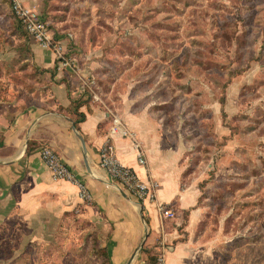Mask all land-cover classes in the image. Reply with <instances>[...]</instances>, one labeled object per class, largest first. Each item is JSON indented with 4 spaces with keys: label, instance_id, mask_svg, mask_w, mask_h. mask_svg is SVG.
Segmentation results:
<instances>
[{
    "label": "rangeland",
    "instance_id": "rangeland-1",
    "mask_svg": "<svg viewBox=\"0 0 264 264\" xmlns=\"http://www.w3.org/2000/svg\"><path fill=\"white\" fill-rule=\"evenodd\" d=\"M11 3L0 0V43L30 42ZM26 7L48 22L50 51L60 47L69 64L58 70L55 58L58 80L73 82L78 97L96 95L120 116L131 114L176 160L182 187L197 189L201 218L192 235L203 255L215 264H264V0H37ZM86 191L67 212L2 224L0 264H109L106 223ZM154 247L144 243L137 254L160 264L163 246Z\"/></svg>",
    "mask_w": 264,
    "mask_h": 264
},
{
    "label": "crops",
    "instance_id": "crops-1",
    "mask_svg": "<svg viewBox=\"0 0 264 264\" xmlns=\"http://www.w3.org/2000/svg\"><path fill=\"white\" fill-rule=\"evenodd\" d=\"M21 1L26 6L37 3ZM9 43H0V226L19 218L31 220L41 211L51 213L56 209L64 213L80 202L78 186L53 180L41 160L40 150L50 147L77 182L88 189L101 211L107 228L103 246L109 264H149L137 251L144 243L148 250H157L153 248L157 240L170 248L163 264H215L194 241L192 234L201 218L198 191L182 187L176 160L144 135L143 126L135 124L131 114L120 116L95 101L82 99L78 113L85 118L74 127L77 117L73 102L79 97L72 90L73 82L58 80L56 75L51 80L54 54L32 39L27 42L13 36ZM111 114L135 135L145 155L144 166L138 164L129 138L110 135ZM106 142L113 146L121 165L131 168L141 181L157 184L156 203L168 206L174 213L173 220H162L148 201L140 205L100 169L99 151ZM184 213L185 225L179 217ZM182 225L187 236L180 240ZM146 231L149 238L147 235L144 240Z\"/></svg>",
    "mask_w": 264,
    "mask_h": 264
},
{
    "label": "built area",
    "instance_id": "built-area-1",
    "mask_svg": "<svg viewBox=\"0 0 264 264\" xmlns=\"http://www.w3.org/2000/svg\"><path fill=\"white\" fill-rule=\"evenodd\" d=\"M11 11L13 16L22 24L25 32L40 48L44 50L51 49L52 38L47 30L46 24L42 22L37 12L24 6L20 0H12ZM54 52L57 61V69H68L69 64L64 57V54L60 51V47L56 46ZM92 83L93 82H91V84ZM85 87L88 86L84 82L82 84V91ZM93 101L98 103L102 102L96 95H93ZM111 116L112 120L109 130L110 135L129 138L136 149L138 164L144 166L146 164V160L140 144L136 142L134 137L117 116L114 114H111ZM39 154L41 160L49 169L53 180L73 183L78 186L79 198L81 200L88 197L86 188L77 182L75 175L56 154V152H54V150L50 147H44L40 150ZM99 167L106 175L124 188L127 193L133 196L138 202L144 203L148 201L154 204L156 211L162 220H170L174 218L172 210L167 209L164 205L156 203L157 184L141 181L131 168L121 165L115 158L113 146L109 144V142H106L99 151ZM162 246L164 255L159 258L160 264H163L165 254L168 250H170V248H168L169 246Z\"/></svg>",
    "mask_w": 264,
    "mask_h": 264
},
{
    "label": "trees",
    "instance_id": "trees-1",
    "mask_svg": "<svg viewBox=\"0 0 264 264\" xmlns=\"http://www.w3.org/2000/svg\"><path fill=\"white\" fill-rule=\"evenodd\" d=\"M12 12V11H11ZM13 15V14H12ZM14 17V16H13ZM14 19H16L15 17H14ZM17 20V19H16ZM17 22H18V24H19V26L23 29V26H22V24L20 23V21H18L17 20ZM42 22H44L45 24H47L48 22L45 20V19H43L42 20ZM62 39V37H58V36H55L54 37V42H60V41H62L61 40ZM52 49V48H51ZM55 70H56V66H55V68H54V70H52L51 72H50V74H51V77H53L54 76V72H55ZM38 71V70H37ZM82 97H79L78 99H76L74 102H73V104H74V114L76 115V121L74 122V127H76L77 126V123H79V122H82L83 120H84V115H82V114H80V113H78V109H79V106L82 104ZM141 205H142V203H140ZM144 210H143V207H142V212H143ZM186 213H184L183 215H185ZM144 219V221H145V223L148 225L149 224V221L146 219V218H143ZM185 223H186V220H184V223H183V225H185ZM183 225L179 228V230H180V232L182 231V229H183ZM146 251H147V253H146V255H149L150 254V252H148V250L146 249ZM147 259V258H146ZM149 264H156V258L154 257V256H151V257H149L147 260H146Z\"/></svg>",
    "mask_w": 264,
    "mask_h": 264
},
{
    "label": "water",
    "instance_id": "water-1",
    "mask_svg": "<svg viewBox=\"0 0 264 264\" xmlns=\"http://www.w3.org/2000/svg\"><path fill=\"white\" fill-rule=\"evenodd\" d=\"M73 130H74V128H73ZM79 140H80V142H81V144H82V146H83V152L86 153L85 145H84V142H83L82 138L79 137ZM147 235H148V232L146 231V234H145V238H144V240H146ZM128 264H130V262H129Z\"/></svg>",
    "mask_w": 264,
    "mask_h": 264
}]
</instances>
